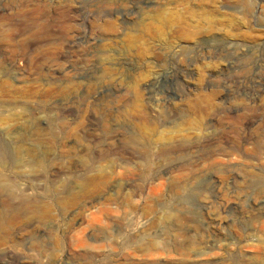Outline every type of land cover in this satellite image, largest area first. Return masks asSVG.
<instances>
[{
	"label": "rangeland",
	"instance_id": "rangeland-1",
	"mask_svg": "<svg viewBox=\"0 0 264 264\" xmlns=\"http://www.w3.org/2000/svg\"><path fill=\"white\" fill-rule=\"evenodd\" d=\"M167 210L190 264H264V0H0V264H117Z\"/></svg>",
	"mask_w": 264,
	"mask_h": 264
},
{
	"label": "bare ground",
	"instance_id": "bare-ground-1",
	"mask_svg": "<svg viewBox=\"0 0 264 264\" xmlns=\"http://www.w3.org/2000/svg\"><path fill=\"white\" fill-rule=\"evenodd\" d=\"M21 142L22 140L17 141V146H21ZM120 162L125 161L121 160ZM215 216V218H220L219 215ZM139 217L145 220V225H142V229L134 234L133 247L124 250L125 242L122 245L119 244L120 250L117 261L115 260L117 264H190L191 256L199 254L197 250L200 248L202 240L207 236L205 233H208L201 215L196 213L175 210H167L163 213L143 211ZM253 219H255L254 215L249 217L250 222ZM159 225L164 231L165 243L158 242L157 236L150 233ZM121 231V228L117 231V237H122ZM124 240L125 238L122 237L121 241ZM162 258L165 263H162Z\"/></svg>",
	"mask_w": 264,
	"mask_h": 264
}]
</instances>
